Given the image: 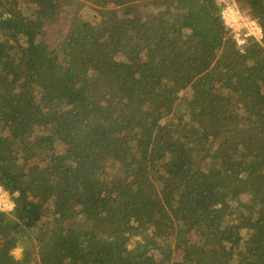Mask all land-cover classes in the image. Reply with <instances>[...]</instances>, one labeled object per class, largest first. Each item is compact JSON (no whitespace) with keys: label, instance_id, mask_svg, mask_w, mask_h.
Segmentation results:
<instances>
[{"label":"trees","instance_id":"obj_1","mask_svg":"<svg viewBox=\"0 0 264 264\" xmlns=\"http://www.w3.org/2000/svg\"><path fill=\"white\" fill-rule=\"evenodd\" d=\"M221 7L0 0V264H264V43Z\"/></svg>","mask_w":264,"mask_h":264},{"label":"built area","instance_id":"obj_2","mask_svg":"<svg viewBox=\"0 0 264 264\" xmlns=\"http://www.w3.org/2000/svg\"><path fill=\"white\" fill-rule=\"evenodd\" d=\"M222 4V19L224 24L230 29L233 39L236 41L239 48H241L248 38L254 37L256 40L263 38L262 27L253 18L245 15L238 7L235 0H218ZM1 187V186H0ZM4 193L8 194L4 189L0 191V206H6L3 199ZM11 202V200H10ZM11 204H13L11 202Z\"/></svg>","mask_w":264,"mask_h":264},{"label":"rangeland","instance_id":"obj_3","mask_svg":"<svg viewBox=\"0 0 264 264\" xmlns=\"http://www.w3.org/2000/svg\"><path fill=\"white\" fill-rule=\"evenodd\" d=\"M19 1H21V0H19ZM82 1H84V0H82ZM230 3H232L231 2V0H228ZM235 2H236V0H235ZM9 3H11V2H9ZM223 4V3H222ZM221 4V5H222ZM236 4L238 5V7L241 9V7L239 6V4L236 2ZM23 4H22V2H20L19 3V7H21ZM223 7V6H222ZM221 7V8H222ZM242 10V9H241ZM222 12V11H221ZM242 12H243V10H242ZM245 15H247L248 17H250V18H253L251 15H249L248 13H245V12H243ZM222 14V13H221ZM254 20H256V22L259 24V22H258V20L257 19H255V18H253ZM95 21V20H94ZM58 22V21H57ZM64 24V23H63ZM260 25V24H259ZM59 29H61V25L60 24H58L57 23V25L55 26V28L53 29V28H51L50 30H48L49 31V36L51 37V40L52 41H56V40H59V39H62L63 38V35H64V33L63 32H59L58 30ZM63 30V29H62ZM231 33V32H230ZM232 35V34H231ZM193 41H195V39L194 38H189L188 39V45H192L193 44ZM257 41H259V42H261L262 44L264 43V37L261 39V40H257ZM242 48V47H241ZM182 94V93H181ZM7 192V191H6ZM8 193V192H7ZM3 199H4V201L6 202V203H9V204H11V202L12 203H14L13 202V200L11 199V196L9 195V193L8 194H6V193H4V195H3ZM10 200H11V202H10ZM8 204V205H9ZM8 205H6V206H8ZM2 206V205H1ZM6 206H4V207H6ZM137 239H139V237H134L133 239H132V241H131V243H130V246L131 247H133L134 246V244H135V241L137 240ZM24 250H25V248L22 246V245H18V247H16V248H14L12 251V253L15 255V257L16 258H19L22 254H23V252H24Z\"/></svg>","mask_w":264,"mask_h":264},{"label":"clouds","instance_id":"obj_4","mask_svg":"<svg viewBox=\"0 0 264 264\" xmlns=\"http://www.w3.org/2000/svg\"><path fill=\"white\" fill-rule=\"evenodd\" d=\"M0 191H3V188L0 187ZM14 207L13 204H9L8 206H0V211H10Z\"/></svg>","mask_w":264,"mask_h":264}]
</instances>
